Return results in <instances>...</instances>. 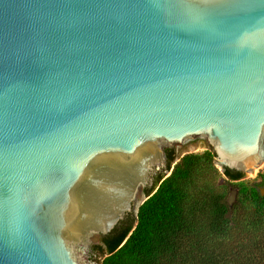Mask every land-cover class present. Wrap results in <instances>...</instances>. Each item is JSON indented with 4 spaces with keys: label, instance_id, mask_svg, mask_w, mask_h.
<instances>
[{
    "label": "water",
    "instance_id": "water-1",
    "mask_svg": "<svg viewBox=\"0 0 264 264\" xmlns=\"http://www.w3.org/2000/svg\"><path fill=\"white\" fill-rule=\"evenodd\" d=\"M204 141L264 167V0H0V264H95Z\"/></svg>",
    "mask_w": 264,
    "mask_h": 264
},
{
    "label": "trees",
    "instance_id": "trees-1",
    "mask_svg": "<svg viewBox=\"0 0 264 264\" xmlns=\"http://www.w3.org/2000/svg\"><path fill=\"white\" fill-rule=\"evenodd\" d=\"M174 159V151L166 149L168 169ZM210 161L211 156L186 153L167 177L155 176L137 213L93 246L105 254L101 264H264V175L250 189L257 217L230 233L240 202L228 201L227 192L209 185L205 166ZM223 174L229 181L243 177L226 167ZM234 188L242 194L241 187Z\"/></svg>",
    "mask_w": 264,
    "mask_h": 264
},
{
    "label": "rangeland",
    "instance_id": "rangeland-1",
    "mask_svg": "<svg viewBox=\"0 0 264 264\" xmlns=\"http://www.w3.org/2000/svg\"><path fill=\"white\" fill-rule=\"evenodd\" d=\"M186 153L204 154L206 156H211L210 165L205 166L207 172L206 177L208 179L209 185L213 187L214 191H218L219 193L227 192L228 201L237 202V199L239 200V209L237 208V210L234 212V218L232 219L229 230L230 233L237 232V230L241 228L242 223H244L245 226L246 223H249V221L257 217V214H255L253 206L254 202L253 197L250 193V189L253 187V183L259 180V175H264V167L253 177L243 176L239 180L229 181L223 174L222 163L218 161L215 156H213V147L209 145L207 141L174 152L175 159L171 163V167H173L174 164L179 160V158ZM171 169H169L163 175V178L167 177L170 174ZM234 187H241L243 189L242 194L237 192L236 195V190ZM104 256L105 254L100 255L95 251V264H101Z\"/></svg>",
    "mask_w": 264,
    "mask_h": 264
},
{
    "label": "flooded vegetation",
    "instance_id": "flooded-vegetation-1",
    "mask_svg": "<svg viewBox=\"0 0 264 264\" xmlns=\"http://www.w3.org/2000/svg\"><path fill=\"white\" fill-rule=\"evenodd\" d=\"M166 149H169V148H164V152H165V158H166ZM169 150H171V149H169ZM166 165H167V162H166ZM158 174H162L160 171H157V172H155L153 175H152V185L150 186V187H145L144 189H143V195H146L145 194V191H147V190H150L152 187H153V184H154V178H155V176H157ZM258 181H260V180H258ZM264 189V183H263V185L262 186H260V190L261 189ZM264 195V194H263ZM136 213H128V214H126L125 215V217L122 219V220H124V219H126V217H129L130 215H135ZM121 220V221H122ZM120 222V221H119ZM101 239V238H100ZM95 245V244H94ZM93 245V246H94ZM93 246L90 248V250L89 251H91V253H92V251H93Z\"/></svg>",
    "mask_w": 264,
    "mask_h": 264
}]
</instances>
